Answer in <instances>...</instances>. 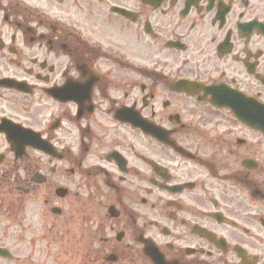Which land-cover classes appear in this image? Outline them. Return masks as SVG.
I'll use <instances>...</instances> for the list:
<instances>
[{"label":"flooded vegetation","instance_id":"1","mask_svg":"<svg viewBox=\"0 0 264 264\" xmlns=\"http://www.w3.org/2000/svg\"><path fill=\"white\" fill-rule=\"evenodd\" d=\"M212 87L264 105V0H0V224L38 205L44 264H264V135Z\"/></svg>","mask_w":264,"mask_h":264},{"label":"rangeland","instance_id":"2","mask_svg":"<svg viewBox=\"0 0 264 264\" xmlns=\"http://www.w3.org/2000/svg\"><path fill=\"white\" fill-rule=\"evenodd\" d=\"M35 211L36 209L35 208H31V209H28L26 211V214L29 216V218L32 220L33 218H35L36 216H38L37 214L35 215ZM10 220H7L4 224H2L0 226V236L1 234L3 233V229H5V227H7V225H11V223H9ZM36 220L34 219L33 222H35ZM32 222V223H33ZM36 223V222H35ZM21 232H22V227L21 226H18L16 225V227H13L11 230H10V234L11 235H19L20 237L24 238L23 236H21ZM27 232H32L34 234H37V230L33 229V230H28ZM16 239H10V242H12L13 244H10V242L8 241L7 242V245H13L14 246V256L15 259L14 261H9L7 260L6 262L5 261H1L0 264H15V262L19 260H22V261H29L30 264H43L42 263V258H43V246L39 248V251L33 255H30L28 256V253H29V247H26V245H23L21 247H16V242H15ZM15 244V245H14ZM48 252V251H47ZM54 252V251H53ZM73 252V251H72ZM74 253V252H73Z\"/></svg>","mask_w":264,"mask_h":264}]
</instances>
